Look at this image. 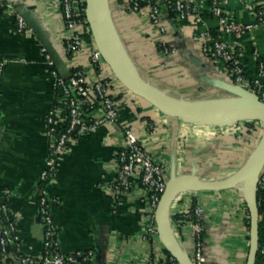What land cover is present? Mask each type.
I'll return each instance as SVG.
<instances>
[{"label":"crops","instance_id":"0c3cea01","mask_svg":"<svg viewBox=\"0 0 264 264\" xmlns=\"http://www.w3.org/2000/svg\"><path fill=\"white\" fill-rule=\"evenodd\" d=\"M138 1L142 9L133 12L126 0H101L111 41L122 50L130 71L175 104L212 114L240 106L243 89L202 48L205 33L216 31L217 20L207 11L205 24L192 17L174 18L168 5L175 0ZM148 1L160 6V25L150 20ZM220 1L231 17L243 23L255 19L257 7L264 8V0ZM7 3L0 15V55L7 60L0 78V195L10 205L22 251L32 258L29 264H37L44 248L39 201L44 185L40 176L47 167L52 142L47 117L62 97L54 85L52 67L45 61L43 42L50 46L54 67L62 76L70 77L79 69L88 82L109 78L111 95L120 110L117 122L70 139L46 183L62 252L91 251L89 264H166L169 251L159 235L146 238L151 206L141 170L131 175L125 195L117 197L114 190L121 170L118 154L125 146L124 129L133 128L155 162L165 168L168 182L184 175L222 182L247 164L261 142V123L233 132L167 115L131 92L106 61L100 66L93 63L91 51L97 45L92 30L82 23L67 26L60 0ZM15 10L26 19L23 32L17 30ZM76 37L81 49L68 52L67 41ZM163 43L171 49L169 53ZM236 43L243 50L247 75L252 79L257 73L253 52L264 54V28L245 34ZM67 119V110L59 109L57 127H64ZM152 124L155 131L148 128ZM195 205L203 209L206 264H245L251 255L253 229L264 228V210L260 214L248 182L221 190H201L189 182L187 191L176 194L170 207L171 224L180 248L190 258L191 226L175 220L174 215ZM0 264H8L1 251ZM254 264L261 260L255 257Z\"/></svg>","mask_w":264,"mask_h":264},{"label":"built area","instance_id":"2783aa9c","mask_svg":"<svg viewBox=\"0 0 264 264\" xmlns=\"http://www.w3.org/2000/svg\"><path fill=\"white\" fill-rule=\"evenodd\" d=\"M60 1L64 22L67 26L82 23L90 27L88 4L85 0ZM126 1L131 11L138 12L142 9V5L138 0ZM7 6V0H0V15ZM147 6H149V18L152 23L160 25L162 18L160 6L153 1H148ZM168 7L174 18L185 19L192 17L197 23L201 24H205L206 21L205 11L213 16L217 20V28L214 33L211 31L205 33V40L202 45L204 53L210 60L222 63L226 69V74L233 78L234 83L238 87L254 95L264 103V54L254 50L253 55L257 59V73L250 79L247 75L243 50L236 43L245 34L261 27L264 28V8L257 7L255 19L243 23L231 17L220 0H175ZM14 13L16 15L17 30L19 32L25 31L27 29L26 20L18 11L15 10ZM160 28L164 31L162 26ZM229 37H233L235 40H230ZM66 46L68 52H78L81 49V40L76 37L67 41ZM162 46L165 53L171 51L166 43H163ZM42 50L46 63L52 67L54 85L64 97L65 102L63 103L67 110L68 119L64 127H57L56 113L63 106L61 103L54 106L47 117L48 134L52 142L47 167L40 176V180L44 183L40 190L39 201V219L43 228L44 248L37 260V264H89L93 254L91 251L62 252L56 237L57 228L50 208V197L46 183L55 172L57 161L65 153L70 139L95 132L104 124L117 122L120 119V110L111 95V80L109 78H98L95 81L88 82L85 72L79 69L66 78L54 67V61L47 48L43 47ZM91 58L97 66L105 62L98 48H92ZM6 63L7 60L0 55V78ZM255 122H260L264 128L263 123L257 119L241 121L231 126L215 127H219L222 131L241 132L245 125H252ZM148 128L153 131L156 130L153 124ZM124 140L125 146L118 154L121 170L114 183V190L117 197L125 195L130 189L131 175L139 169L141 170L142 184L148 193L151 206L146 238H153L159 235L157 212L162 195L168 184L165 178L166 170L162 165L156 163L153 155L143 147L132 127L128 126L124 129ZM258 186L264 188V169L258 177ZM181 215L183 218L181 221L188 222L191 226L194 240L191 256L193 264H206L203 209L201 206L195 205L192 209L181 213ZM172 229V235L178 241L177 231L173 224ZM258 250L264 255V236ZM0 251L8 257L9 264H29L32 262V258L22 251L20 237L11 216L10 205L2 195H0ZM166 264L179 263L174 256L170 255L166 260ZM245 264H247V261ZM261 264H264V260H261Z\"/></svg>","mask_w":264,"mask_h":264},{"label":"water","instance_id":"95a60500","mask_svg":"<svg viewBox=\"0 0 264 264\" xmlns=\"http://www.w3.org/2000/svg\"><path fill=\"white\" fill-rule=\"evenodd\" d=\"M87 4L89 24L97 48L115 75L131 92L146 99L163 113L179 117L186 123L225 127L241 121L257 119L264 126V103L245 90H243L242 94L244 101L240 106L232 111L220 114H212L188 105L175 104L168 101L160 90L154 89L149 82L139 80L124 63L122 50L117 48L111 41L108 31V20L102 11L101 0H88ZM43 45L53 56L50 46L45 42H43ZM263 169L264 132L260 144L251 154L245 167L228 181L203 182L195 176L184 175L168 182L157 212L158 234L165 248L176 258L179 264H193V262L190 256L180 248L177 240L172 235L170 207L176 194L187 191L189 182H193L201 190H221L233 188L240 182L247 181L256 197L257 180ZM258 240L259 231L255 227L252 232L251 255L248 257L247 264H254L258 250Z\"/></svg>","mask_w":264,"mask_h":264},{"label":"trees","instance_id":"16d2710c","mask_svg":"<svg viewBox=\"0 0 264 264\" xmlns=\"http://www.w3.org/2000/svg\"><path fill=\"white\" fill-rule=\"evenodd\" d=\"M60 96H62V93H60ZM65 102L64 100V97L62 96L60 98V103L61 105H63L61 108L65 109V104L63 103ZM60 103H58L57 105H59ZM256 199L257 201L259 202V210H260V214L263 213V210H264V188L262 186H258L257 189H256ZM174 219L175 220H182V215L181 214H178V215H174ZM263 236H264V228H261L259 230V240H258V247L262 244V241H263ZM13 248V247H11ZM169 256L171 255L169 252H168ZM257 259L258 260H264V255H262L259 250H257ZM10 263L9 259H8V264Z\"/></svg>","mask_w":264,"mask_h":264},{"label":"rangeland","instance_id":"374dc122","mask_svg":"<svg viewBox=\"0 0 264 264\" xmlns=\"http://www.w3.org/2000/svg\"><path fill=\"white\" fill-rule=\"evenodd\" d=\"M244 131H245V134L248 132V130H247V129H245Z\"/></svg>","mask_w":264,"mask_h":264}]
</instances>
